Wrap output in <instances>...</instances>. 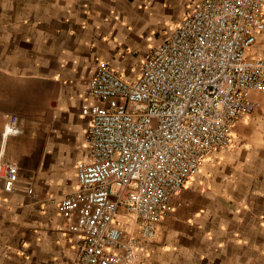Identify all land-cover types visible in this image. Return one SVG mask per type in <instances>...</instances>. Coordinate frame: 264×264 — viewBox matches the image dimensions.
<instances>
[{
  "label": "crops",
  "instance_id": "0c3cea01",
  "mask_svg": "<svg viewBox=\"0 0 264 264\" xmlns=\"http://www.w3.org/2000/svg\"><path fill=\"white\" fill-rule=\"evenodd\" d=\"M189 2L0 0V163L18 166L11 191L0 183V264H74L77 236L55 198L75 188L88 154L80 111L92 63L135 78ZM250 53L264 57V36ZM253 97L260 106L233 146L205 158L173 199L144 264H264V95ZM13 115L21 131L4 135Z\"/></svg>",
  "mask_w": 264,
  "mask_h": 264
},
{
  "label": "built area",
  "instance_id": "2783aa9c",
  "mask_svg": "<svg viewBox=\"0 0 264 264\" xmlns=\"http://www.w3.org/2000/svg\"><path fill=\"white\" fill-rule=\"evenodd\" d=\"M262 36L264 0H190L135 78L94 60L80 111L91 119L88 154L74 166L75 188L55 198L77 236L74 264L145 263L173 199L260 106L264 57L250 51ZM20 131L11 116L3 134ZM17 179L14 162L0 163L4 190Z\"/></svg>",
  "mask_w": 264,
  "mask_h": 264
},
{
  "label": "rangeland",
  "instance_id": "374dc122",
  "mask_svg": "<svg viewBox=\"0 0 264 264\" xmlns=\"http://www.w3.org/2000/svg\"><path fill=\"white\" fill-rule=\"evenodd\" d=\"M157 32H160V28L159 29H157ZM158 42V41H157ZM155 45V44H154ZM249 56H251V55H249ZM130 222L128 221V219H127V217H125V216H123L122 215V217H120L119 218V224L120 225H128Z\"/></svg>",
  "mask_w": 264,
  "mask_h": 264
}]
</instances>
